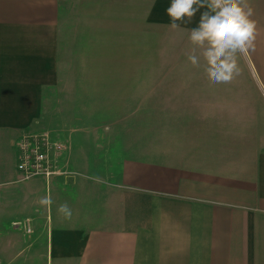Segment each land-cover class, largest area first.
<instances>
[{"label":"crops","instance_id":"0c3cea01","mask_svg":"<svg viewBox=\"0 0 264 264\" xmlns=\"http://www.w3.org/2000/svg\"><path fill=\"white\" fill-rule=\"evenodd\" d=\"M250 4L255 50L213 84L187 59L206 8L173 30L171 0H0V264H264V0ZM143 84L164 87L75 92ZM39 130L66 142L61 174L22 179L17 145Z\"/></svg>","mask_w":264,"mask_h":264},{"label":"clouds","instance_id":"9594fccd","mask_svg":"<svg viewBox=\"0 0 264 264\" xmlns=\"http://www.w3.org/2000/svg\"><path fill=\"white\" fill-rule=\"evenodd\" d=\"M200 8L207 10L201 14L198 27L188 30L192 48L187 59L193 67H203L211 83H230L240 74L237 53L255 50L258 30L254 8L250 0H171L166 10L169 27L180 29L177 22H190ZM40 203L51 201L45 197ZM58 211L67 218L72 215L66 203Z\"/></svg>","mask_w":264,"mask_h":264},{"label":"built area","instance_id":"2783aa9c","mask_svg":"<svg viewBox=\"0 0 264 264\" xmlns=\"http://www.w3.org/2000/svg\"><path fill=\"white\" fill-rule=\"evenodd\" d=\"M17 170L22 179L42 177L49 180L61 174L57 156L63 151L61 142L53 141L46 133L29 134L19 141ZM27 232L30 227L27 225Z\"/></svg>","mask_w":264,"mask_h":264},{"label":"rangeland","instance_id":"374dc122","mask_svg":"<svg viewBox=\"0 0 264 264\" xmlns=\"http://www.w3.org/2000/svg\"><path fill=\"white\" fill-rule=\"evenodd\" d=\"M159 60V57L158 59L156 58V54L153 53V54H150L147 58L145 57L144 59V66H145V69H144V72H145V77H148V76H154V66L156 65V73H157V76H159V70L162 69L161 66H162V60L158 61ZM164 62V61H163ZM165 65V64H164ZM171 73L173 74V76H175V74L173 72H175V69H171L170 70ZM165 73H167V75L165 76H168L169 74V70H167V68H165ZM76 87V86H75ZM158 87L160 88H163L164 86H159V85H153V84H143V85H128V86H119V85H111V86H77L75 89V92H103L105 90V92H119V91H122V92H128V93H136V92H144V93H150L153 91V89H158ZM169 88V86H167ZM176 89H179V87H183V86H178L176 85L175 86ZM78 88V89H77ZM55 117H53V120ZM101 120L100 121H103V120H106V118H100ZM110 118H108L109 120ZM112 120V119H111ZM48 131V130H47ZM46 130H39L38 132L36 133H33V134H42V133H46L48 134ZM48 136H50L48 134ZM53 141H56V142H61V144H63L64 148H66V142L62 139H53ZM17 163H18V160H17ZM19 224V222H14V225L17 226ZM45 246H43V243H37L35 245L32 246L31 248V252L32 254L34 253H42L44 252L45 250ZM29 251V252H30ZM22 261V258H18L16 261L13 260L12 262H10V264H20ZM8 260L7 259H4L3 260V264H8ZM23 264V263H22ZM32 264H45L43 261H40L39 259L35 262H32Z\"/></svg>","mask_w":264,"mask_h":264}]
</instances>
